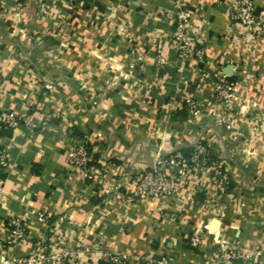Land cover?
Instances as JSON below:
<instances>
[{"label":"crops","instance_id":"0c3cea01","mask_svg":"<svg viewBox=\"0 0 264 264\" xmlns=\"http://www.w3.org/2000/svg\"><path fill=\"white\" fill-rule=\"evenodd\" d=\"M234 1L0 0V112L33 117L0 133V149L10 144L0 237L11 219L28 224V240L3 254L9 264H28L37 243L62 239L76 264H112L116 252L128 254L126 264L145 255L172 264H264V0H254L262 27L251 33L230 20ZM179 4L194 12L202 62L177 59ZM205 71L221 72L235 98L216 101ZM186 94L201 100L197 119L184 108ZM211 110L227 112L233 129ZM84 138L98 168L92 180L67 157ZM190 146L224 162L225 192L211 185L209 169H195L172 196H130L127 173L149 168L158 150ZM103 186L112 195L100 196ZM39 213L51 216L55 233L38 223Z\"/></svg>","mask_w":264,"mask_h":264},{"label":"built area","instance_id":"2783aa9c","mask_svg":"<svg viewBox=\"0 0 264 264\" xmlns=\"http://www.w3.org/2000/svg\"><path fill=\"white\" fill-rule=\"evenodd\" d=\"M42 1V0H41ZM42 10L47 11V5L42 2ZM1 7V4H0ZM194 12L182 4L176 5L175 16L173 18L172 43L174 45L177 59L185 66L191 61H203L204 48L201 45L200 33L192 27ZM230 20L240 26L245 33L257 31L262 26V22L254 16V0H235L230 10ZM158 59L157 67L167 64L165 57V47L159 45L157 48ZM226 77L217 71H205L203 79L213 81L214 97L220 103H227L235 98L236 90L227 83ZM4 90V79L0 76V97ZM184 108L192 119L199 118L202 113L201 100L194 94H186L184 97ZM216 122L223 124L228 130L233 129V124L228 119L227 112L211 110ZM33 121L32 115L23 114L18 111L0 112V132L14 130L20 124L29 125ZM87 138L81 139L78 144L71 145L67 151L70 167L80 173L86 179H94L98 168L91 163L95 162L94 152L89 148ZM10 162V144L0 149V194L3 190V173L8 170ZM195 169H204L208 174L210 171L211 185L219 192H225L229 187V179L225 171L224 162L218 158L212 159L204 149L196 148L191 156L186 157L179 150L169 154H163L158 150L152 165L144 170L134 171L126 174L129 184L128 193L133 199L142 200L144 198L172 196L179 190L182 180L188 178ZM173 172V174H172ZM100 196L112 195L111 188L103 186ZM116 196H119L115 192ZM51 216L44 213L36 215L39 224L49 233L56 230L49 222ZM28 240V224L26 221L11 219L7 223L6 238L0 237V264H9L3 258L5 250L9 246H14ZM200 238H191L192 245H198ZM128 254L116 252L110 257L112 264H126ZM227 259H234L235 254L229 253ZM25 262L28 264H76L77 256L69 249L65 241L58 240L52 245H47L45 240L36 244L35 251L31 253ZM137 264H172L166 257L155 258L150 255L142 256Z\"/></svg>","mask_w":264,"mask_h":264},{"label":"trees","instance_id":"16d2710c","mask_svg":"<svg viewBox=\"0 0 264 264\" xmlns=\"http://www.w3.org/2000/svg\"><path fill=\"white\" fill-rule=\"evenodd\" d=\"M0 133L1 134H6L7 132H0ZM89 148L90 149L92 148L90 144H89ZM195 149L196 148L190 146V147L180 148L179 151L181 153H183L186 157H189V156H191V154H193V152L195 151ZM210 158L215 159V157L214 156H211V155H210ZM91 165L92 166L95 165V162L94 163H91Z\"/></svg>","mask_w":264,"mask_h":264}]
</instances>
